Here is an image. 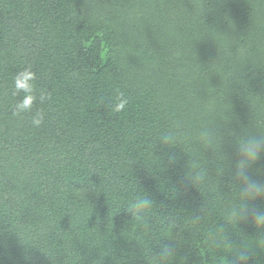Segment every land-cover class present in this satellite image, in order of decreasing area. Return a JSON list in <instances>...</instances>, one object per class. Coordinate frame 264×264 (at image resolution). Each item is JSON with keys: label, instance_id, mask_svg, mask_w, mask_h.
I'll use <instances>...</instances> for the list:
<instances>
[{"label": "trees", "instance_id": "16d2710c", "mask_svg": "<svg viewBox=\"0 0 264 264\" xmlns=\"http://www.w3.org/2000/svg\"><path fill=\"white\" fill-rule=\"evenodd\" d=\"M25 72L34 99L20 113ZM230 113L236 132L264 125V0H0V261L145 264L142 251L175 238L178 264H218L228 240L256 235L227 217L238 190L196 139ZM176 127L183 152L163 171L154 144ZM188 161L206 169L198 190L183 181ZM133 179L156 201L139 219L122 210Z\"/></svg>", "mask_w": 264, "mask_h": 264}, {"label": "clouds", "instance_id": "9594fccd", "mask_svg": "<svg viewBox=\"0 0 264 264\" xmlns=\"http://www.w3.org/2000/svg\"><path fill=\"white\" fill-rule=\"evenodd\" d=\"M33 78V74L30 72L21 73L17 77V87L25 93L24 100L18 106L20 113L32 110V100L34 99L31 95ZM127 102L126 98L118 97L114 104L115 111H122L126 107ZM205 111L215 112V108L208 105ZM42 120V114L37 112L33 116L32 123L35 126H39ZM232 121L231 113L214 115L196 129V139L203 145L218 150L221 156L219 161V167L221 168L219 180L222 175L228 173L231 178L230 188L235 186L238 190L235 201L227 209V217L232 221L235 229H237L238 225L244 223L250 224L256 231L255 237H247L248 242L244 240L246 236L240 237L239 244H232L228 240L227 247L229 252L224 260L219 261L218 264H226L229 257H231L232 264H247L248 258L255 253L264 254V168L257 167L262 156H264V125L254 123L251 120L246 127H241L239 132H236L230 127ZM180 140L181 133L178 127L161 131L154 144V151L157 145L161 150L160 156L154 154L157 158L158 168H162L165 171V158L168 165L176 163V156L170 150L179 148L182 151L179 146ZM225 143H229L232 149L231 155L225 153ZM145 169L153 178H157L163 172ZM206 175L205 168L190 167L188 161L185 165L183 181L198 190L205 183ZM133 181L136 192L128 202V205L122 210L139 219L155 210L156 201L149 192L139 188L134 179ZM170 191L173 196L178 193V189L175 187L170 189ZM8 232L14 234L20 244L30 248L15 230L10 229ZM168 240L171 244L162 247L159 252L148 251L145 253L142 251V259L145 264H178L181 257L178 255L176 248L179 247V244L175 238ZM121 260L127 264L126 260ZM0 264H2V261H0ZM93 264H101V261H94Z\"/></svg>", "mask_w": 264, "mask_h": 264}]
</instances>
